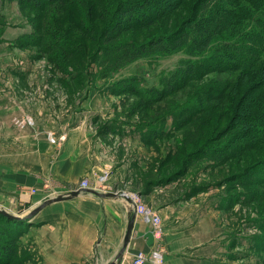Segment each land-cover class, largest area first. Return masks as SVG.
Instances as JSON below:
<instances>
[{
  "label": "rangeland",
  "instance_id": "1",
  "mask_svg": "<svg viewBox=\"0 0 264 264\" xmlns=\"http://www.w3.org/2000/svg\"><path fill=\"white\" fill-rule=\"evenodd\" d=\"M77 2L69 0L72 5L44 10L17 2L22 14L17 16L18 20L27 21L40 39L37 43L20 44L23 50L20 53L25 57L23 61L11 60L9 55L0 54V70H27L21 76L0 73V85L15 86L12 92L21 97L25 106L43 105L47 109L35 108V114L26 109L24 116L11 118L10 125L0 124V208L24 215L39 199L35 186H19V180L12 179L7 171L10 159L19 161V149L24 144L14 133L29 129L34 134L39 127L47 137L58 127L50 122L51 117L73 115L90 122L92 132L100 135V139L92 141V160L100 167L83 174L76 187L86 182L99 184L101 176H105L108 183L113 168L121 172L125 168L124 173L118 176L116 186L111 185L115 187L113 191L127 192L153 210V205L176 200L177 196L184 200L196 198L197 207H205L214 201L221 226L226 230L221 241L228 245L222 264H264V183L259 182L264 169L255 165L264 157V141L242 150L238 141L239 127L230 125V114L225 112L224 105L227 90L237 80L238 71L202 69L183 75L182 71L189 65L185 61L198 59L183 52L142 57L115 68L102 51L105 46L126 40L144 42L159 32H170L188 11L184 5H179L161 16L157 23L145 28L127 29L111 43H105V37L101 39L99 33L110 13L102 17L99 11L112 0H87V5L91 6L87 22L94 25L86 29L88 32L82 29L84 24L79 25L83 12ZM3 19L0 14V33ZM60 31L66 32L58 36ZM48 32L51 34H46ZM65 34L75 42L74 50L65 57L66 65L63 64L65 61L54 60V51H48L43 44L46 40L53 42V36L61 42ZM11 47L13 52L19 51L16 45ZM128 82L142 90L141 94L120 88L121 84ZM170 83L174 85L173 89L165 92ZM151 88L164 91V94L156 100L158 97L154 93L148 104L145 102L146 92ZM90 94L102 96L101 104L90 108L82 106ZM30 118L32 123H27ZM151 128L155 129L154 134ZM144 129L147 130L145 134ZM230 146L228 152H233V157L227 156L223 161L214 158L212 148L218 151ZM9 152L13 156H9ZM252 165L251 174L255 180H233L232 174L249 172L248 166ZM54 192L45 188L43 197ZM119 198L124 199L122 196ZM28 224H31L29 219L26 223H14L0 217L4 239L13 238L17 249L16 258L10 261L0 259V264H41L33 235L25 236ZM157 232L159 234V229ZM157 253L161 256L159 264H163V255Z\"/></svg>",
  "mask_w": 264,
  "mask_h": 264
},
{
  "label": "crops",
  "instance_id": "2",
  "mask_svg": "<svg viewBox=\"0 0 264 264\" xmlns=\"http://www.w3.org/2000/svg\"><path fill=\"white\" fill-rule=\"evenodd\" d=\"M0 14L4 18L0 33V54L9 55L11 60H25L20 53L23 51L20 44L33 33L32 26L25 20H18L17 16L22 14L17 0H0ZM12 44L16 45L18 52L12 51ZM26 72L20 68L0 70L5 76H21ZM12 87L10 84L0 85L1 125H10L11 118L24 116L26 109L34 114L35 108L47 109L43 105L25 106L21 97L12 92L15 86ZM101 98L100 95L90 94L82 106L90 108L100 105ZM50 122L58 126L51 133L54 139L61 137L60 140L48 144V136L39 127H36L34 134L29 129L14 133L24 144L19 149V161L10 159L5 164L11 178L19 180V186H35L38 189L36 197L39 199L30 209L36 208L48 198L77 189L76 185L83 174L100 167L92 160V141L100 139V135L92 132L90 122L73 115L51 117ZM126 131L130 132L128 129ZM11 154L8 153L13 156ZM124 170L121 172L113 168L109 184L106 183L108 190L96 191L102 194L114 192L115 187L112 186H116V180ZM45 188L54 190V194L43 197L46 194ZM180 197L152 206L161 219L158 235L154 234L151 222L136 215L126 200L119 196H98L82 191L73 198L43 206L29 219L31 224H28L29 230L25 236L33 235L41 264H108L114 261L121 250L128 220L134 216L129 240L120 259L122 264H126L139 251L147 256L160 252L163 264H222L228 245L221 241L226 230L221 226L217 207H214L217 203L213 201L205 207H197L196 198L188 197V200H184ZM145 264L151 263L147 261Z\"/></svg>",
  "mask_w": 264,
  "mask_h": 264
},
{
  "label": "trees",
  "instance_id": "3",
  "mask_svg": "<svg viewBox=\"0 0 264 264\" xmlns=\"http://www.w3.org/2000/svg\"><path fill=\"white\" fill-rule=\"evenodd\" d=\"M184 1L112 0L113 3H105L99 11L102 17L110 13L107 23L99 33L101 39L105 37V43H111L117 35L127 29L145 28L157 23L161 16L172 12L179 5H184L182 7L186 8L188 14L170 32H159L144 42L126 40L118 44H108L104 50L100 49L105 52L107 59L114 63L115 68L142 57H162L183 52L190 58L198 59L185 61L189 65L181 74L188 75L202 69L211 72L238 71L237 80L227 90L225 112L230 114V125L239 127L238 141L242 150L264 141V0H193L191 3ZM17 2L36 10L49 7L60 9L66 4L72 5L68 3L69 0H17ZM73 4L75 5V2ZM77 4L83 12V18H79V25L84 24L81 27L84 32H88L86 29L94 26L87 22V16L91 15V6L87 5V0H78ZM64 32L60 31L58 36H62ZM64 36L61 42L57 40L58 37L53 36V42L46 40V43H43L48 51H54L55 54L52 56L54 60L60 62L65 61V57L72 53L75 44L67 34ZM39 39L40 35L34 30L25 42L37 43ZM63 64L66 65L67 61ZM131 85L129 82L124 83L120 88H128L141 94L142 90ZM173 87V84H168L165 92ZM154 93L158 100L164 91H156L154 88L147 90L146 103L152 101ZM151 130L154 134L155 129ZM230 145L233 149V143ZM231 146L222 150L217 149L218 151L212 148L214 158L223 161L227 156L233 157L234 153L228 152ZM258 162L255 165H261L264 169V157ZM253 167L254 165L248 166L247 171L250 169L251 171H240L231 177L234 181L245 182L251 178L255 180L251 174ZM261 177L263 178H259V182L264 183V175ZM0 217L14 223L28 222V219H9L1 214ZM4 233L0 231V259L10 261L11 258L17 257V249L14 239L11 237L4 239Z\"/></svg>",
  "mask_w": 264,
  "mask_h": 264
},
{
  "label": "built area",
  "instance_id": "4",
  "mask_svg": "<svg viewBox=\"0 0 264 264\" xmlns=\"http://www.w3.org/2000/svg\"><path fill=\"white\" fill-rule=\"evenodd\" d=\"M32 120H26L27 123H32ZM24 123V122H22ZM48 138L50 142H56L54 137L52 136V133H48ZM106 177L101 176L98 183L95 184V186H91L86 182V184L79 186L78 188H93L98 191H107V184H106ZM114 193L120 194L122 197H124V200L130 204L131 208L135 212L136 215L141 216L145 221L151 222V224L154 227L155 235H158V229L161 224L160 217L155 213V211L146 205H144L142 202L137 201L132 195L127 194V192L123 191H114ZM147 261H149L151 264H159L161 261V256L157 252L151 253L149 256H147L145 253L139 251L132 255L131 258L126 262V264H145ZM120 264H122V260L120 261Z\"/></svg>",
  "mask_w": 264,
  "mask_h": 264
},
{
  "label": "water",
  "instance_id": "5",
  "mask_svg": "<svg viewBox=\"0 0 264 264\" xmlns=\"http://www.w3.org/2000/svg\"><path fill=\"white\" fill-rule=\"evenodd\" d=\"M82 191H87V192H90V193H93V194H96L98 196H104V195H107V196H111L113 198H116L118 196H121L120 194H117V193H114V192H107V193H100L94 189H91V188H77L75 190H71L70 192L64 194V195H59V196H55V197H52V198H48L47 200H45L42 204H40L39 206H37L36 208H32L29 212H27L26 214L24 215H18V214H13V213H10L2 208H0V214L9 218V219H16V220H20V219H30L33 217V215L38 211L40 210L43 206L47 205V204H50L54 201H61V200H64V199H70V198H73L74 196H76L78 193L82 192ZM133 223H134V216H132L129 220H128V224L126 226V230H125V235H124V239H123V244H122V248L121 250H119V252L117 253V256L116 258L114 259V261L112 262H109L108 264H120V259H121V256H122V253L127 245V242L129 240V236H130V233H131V230H132V227H133Z\"/></svg>",
  "mask_w": 264,
  "mask_h": 264
}]
</instances>
